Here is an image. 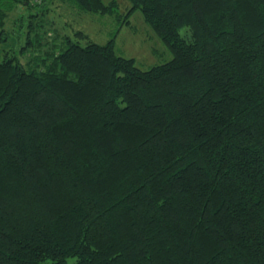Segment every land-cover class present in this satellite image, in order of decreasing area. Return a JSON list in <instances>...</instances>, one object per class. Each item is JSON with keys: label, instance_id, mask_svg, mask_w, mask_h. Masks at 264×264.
<instances>
[{"label": "trees", "instance_id": "trees-1", "mask_svg": "<svg viewBox=\"0 0 264 264\" xmlns=\"http://www.w3.org/2000/svg\"><path fill=\"white\" fill-rule=\"evenodd\" d=\"M35 1L0 0V43ZM128 1L170 60L65 35L0 56V264H264V0Z\"/></svg>", "mask_w": 264, "mask_h": 264}, {"label": "rangeland", "instance_id": "rangeland-1", "mask_svg": "<svg viewBox=\"0 0 264 264\" xmlns=\"http://www.w3.org/2000/svg\"><path fill=\"white\" fill-rule=\"evenodd\" d=\"M42 1H35L43 3L39 16H28V12L33 13L36 7L25 9L16 5L8 12L4 24L5 39L0 43L1 57H13L25 62L33 54L29 39L34 44L38 35L48 41L58 40V35H65L80 44H85L88 40L105 43L114 37L116 53L133 58L135 65L141 69L172 58L170 49L144 20L140 10H134L128 20L124 21V15L130 6L128 0H116L117 4L112 13L85 12L71 0ZM21 18L24 20L21 21ZM27 20H30L34 28L28 26ZM78 30L87 37L82 38L75 34ZM186 32L188 33L185 29L180 30L182 35ZM74 261V257L67 259L68 264H74Z\"/></svg>", "mask_w": 264, "mask_h": 264}]
</instances>
